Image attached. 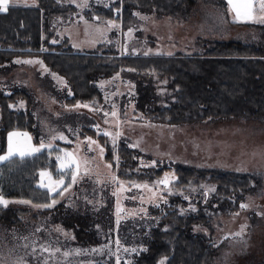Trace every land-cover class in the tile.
<instances>
[{"label": "trees", "instance_id": "1", "mask_svg": "<svg viewBox=\"0 0 264 264\" xmlns=\"http://www.w3.org/2000/svg\"><path fill=\"white\" fill-rule=\"evenodd\" d=\"M213 2L225 7L224 0ZM195 4L196 0H113L83 14L103 22L116 21L125 31L136 24L138 13L187 22ZM77 11L74 5L58 0H35L33 5L10 4L7 12H0V74L12 70L14 64L8 63L14 58L39 57L68 85L71 94L64 104L101 105L104 96L97 82L131 71L135 120L178 126L264 119V20L247 21V35L242 40H211L200 35L193 40L194 51L123 55L111 45L99 46L101 51L75 52L66 37L59 41L53 20ZM9 83L0 80V153L11 129L27 130L34 141L40 139L31 92ZM20 101L25 108H14ZM67 121L70 126L77 122L71 114ZM91 122L92 118L85 117L78 121L85 129ZM89 130L79 135L95 136ZM98 138L103 159L118 181L163 189L145 214L129 215L117 224L111 189L91 171L67 194L69 204L61 199L48 207L59 193L50 194L40 187L38 173L49 169L54 177L62 174L55 161L59 148L13 156L0 163V197L9 202L0 204L1 246L8 244L16 252L25 244L38 252L54 245L86 251L119 244L135 251L119 260L113 254L94 264H225L221 251L226 244L237 247L238 237L232 230L221 233L218 223L240 211L245 193L254 190L253 182L260 186L256 175L153 161L123 137L115 143L106 135ZM161 181L167 185H157ZM252 260L247 264H264V255Z\"/></svg>", "mask_w": 264, "mask_h": 264}, {"label": "rangeland", "instance_id": "2", "mask_svg": "<svg viewBox=\"0 0 264 264\" xmlns=\"http://www.w3.org/2000/svg\"><path fill=\"white\" fill-rule=\"evenodd\" d=\"M58 1L72 4L78 10L74 15L55 18L52 22L57 39L60 41L66 37L68 45L75 52L101 51L102 45L103 48L111 45L123 55L189 52L194 34L207 35L215 27L231 30L234 18L231 11L226 12L230 18V25H227L224 20H217L220 17L215 15L220 14L221 10H216L217 4L213 0H196V9L187 22L138 13L136 24L122 31L116 21L103 22L98 17L83 14L84 10L94 5H106L113 0ZM258 1L262 0L252 2L256 9L253 18L260 21L264 20V12L259 9ZM34 3L35 0H9V5ZM246 17L251 18V15ZM215 33H211V36L217 37ZM8 64H14V67L7 74H0V80L8 79L9 84L29 89L40 139L34 141L33 135L27 130L11 129L6 136L5 150L0 156L8 154L9 134H15L11 137L13 146L24 150L39 149L30 155L59 148L55 161L57 170L62 174L54 177L49 169H41L38 173L37 183L40 187L50 194L59 193L57 198L50 201V205L61 199L69 204L70 195L67 194L91 171L92 175H98L100 183L111 189L116 201L113 212L117 224L125 221L129 215L145 214L148 206L160 197L163 189L156 185H127L126 182L118 181L103 159L104 148L98 135L108 136L112 143L123 137L130 146L153 158V161L171 160L256 175L260 186L255 187L254 182L251 184L254 190L245 193L242 203L245 207L241 205L236 215L222 217L217 229L221 233L232 230L238 237L237 247L226 244L221 251L220 256L225 264H247L253 261L252 258L264 255V119L237 118L178 126L148 123L141 119L135 120L133 100L130 97L135 92L134 83L128 77L131 71H121L97 82L96 85L104 96L101 105L81 102L64 104L63 100L65 102L66 97L71 94L68 85L61 76L51 72L39 57L14 58ZM5 90L9 92L8 89ZM14 108H25L24 102H18ZM68 114L77 121L71 126L67 121ZM84 117L92 118L86 129L83 128L85 124L78 123ZM89 129L96 132L95 136L79 135L80 131L86 132ZM13 156L21 157L19 154ZM3 161L6 160H0V163ZM67 171L69 175L65 174ZM41 173L45 175L42 176ZM171 178H174L172 172ZM161 184L167 185V182L157 183ZM246 223L249 225L246 226ZM116 246L107 245L80 251L54 245L34 252V247L28 250L22 244L15 252L8 244H0V264H94L113 254L119 260L125 254L135 251L133 247L118 246L116 249ZM221 263L223 264L222 261Z\"/></svg>", "mask_w": 264, "mask_h": 264}, {"label": "crops", "instance_id": "3", "mask_svg": "<svg viewBox=\"0 0 264 264\" xmlns=\"http://www.w3.org/2000/svg\"><path fill=\"white\" fill-rule=\"evenodd\" d=\"M224 2H225V7H224L225 9L220 7L219 5H216V10H221V12H220V14H216L215 16L220 17L217 20H219V21L220 20H224V22H227V25H230V18L228 17V14H226V12L231 11V13L233 14L234 18H233V21H232L233 25L231 27L230 26L229 27L232 28V29L231 30H228V29L222 30V28L218 29V28L215 27L214 29H216V30L212 29V30H210L208 32L209 34H207V35L202 34V35L204 37H206V38L211 39V40L219 39V38H225V39L238 38V39L242 40L245 37L244 35H247V25H246L247 21L248 22H252V20L254 22H258L259 21L257 18H253L254 15H255L254 12L256 11L255 6L253 7V10L251 12V18L246 17V16L237 17L235 12L232 10V7L229 4L228 0H224ZM252 2H253V0H252ZM261 2L262 1H258V3H260V4H261ZM194 9H196V4H195ZM193 11L191 12V14L193 13ZM213 32H216L215 34L217 35V37H212L211 36L212 35L211 33H213ZM200 35H201L200 33H196V34H194L193 38H197ZM190 50L194 51L193 42L190 44Z\"/></svg>", "mask_w": 264, "mask_h": 264}, {"label": "snow or ice", "instance_id": "4", "mask_svg": "<svg viewBox=\"0 0 264 264\" xmlns=\"http://www.w3.org/2000/svg\"><path fill=\"white\" fill-rule=\"evenodd\" d=\"M228 2L231 5L232 10L235 12L237 17L251 15V12L253 10L252 0H228ZM8 7H9V0H0V12H7ZM260 10L264 11V0H262L260 4ZM12 135H15V134H9L10 143H9L8 154L6 156H0V160H7L11 156L17 155V154H19L21 157H24L25 155H30L32 152L39 151V149L24 150L18 146H13V144L11 143ZM41 147H43V145ZM41 175L43 176L45 175V173H41ZM60 183H62V181ZM53 190H55L54 187H53ZM8 203L9 202L7 200H4L2 197H0V204L7 206ZM50 206L51 205H48V207ZM242 207H245V206L242 205Z\"/></svg>", "mask_w": 264, "mask_h": 264}]
</instances>
